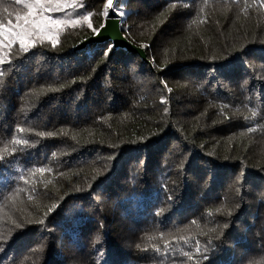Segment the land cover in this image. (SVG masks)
Returning <instances> with one entry per match:
<instances>
[{"label":"trees","instance_id":"16d2710c","mask_svg":"<svg viewBox=\"0 0 264 264\" xmlns=\"http://www.w3.org/2000/svg\"><path fill=\"white\" fill-rule=\"evenodd\" d=\"M112 8L147 60L74 50ZM30 10L60 23L0 48V264H264V0H0V21Z\"/></svg>","mask_w":264,"mask_h":264},{"label":"snow or ice","instance_id":"6c2138e0","mask_svg":"<svg viewBox=\"0 0 264 264\" xmlns=\"http://www.w3.org/2000/svg\"><path fill=\"white\" fill-rule=\"evenodd\" d=\"M17 3H20L21 0H16ZM39 0H37V4ZM107 4L109 7L112 6L113 0H107ZM29 9L33 7V5H26ZM60 10V9H58ZM5 12L8 11L7 8L4 9ZM90 15V14H89ZM89 15H81V20H87ZM105 17L108 16L107 11L104 13ZM16 24H12V21L9 20L8 24L5 25L3 21H0V48H10L11 44L17 40H19L20 47L23 51L28 50L27 40H33V38H39L40 34L45 30L51 31L53 25H57L60 23L58 19H53L51 16L41 19L39 16H33L32 11L30 10L25 17H21L19 15L16 16ZM105 25L104 27H106ZM96 35L100 34V30H95ZM110 51V49H109ZM107 54V53H106ZM6 55V54H4ZM4 55H0V64L5 63ZM24 143H27L25 141ZM2 159V158H0ZM40 172H43L44 169H39ZM227 227V225H225ZM187 255V253H185ZM191 259V257H189Z\"/></svg>","mask_w":264,"mask_h":264},{"label":"water","instance_id":"95a60500","mask_svg":"<svg viewBox=\"0 0 264 264\" xmlns=\"http://www.w3.org/2000/svg\"><path fill=\"white\" fill-rule=\"evenodd\" d=\"M122 17L112 11L104 21L100 30V34L95 33L80 42L74 50L85 48L90 43L104 42L111 40L116 48H126L130 51L139 53L144 59L147 60V53L144 48L131 42L123 33L121 28ZM107 25L106 27H104Z\"/></svg>","mask_w":264,"mask_h":264},{"label":"rangeland","instance_id":"374dc122","mask_svg":"<svg viewBox=\"0 0 264 264\" xmlns=\"http://www.w3.org/2000/svg\"><path fill=\"white\" fill-rule=\"evenodd\" d=\"M112 9L114 10V13L118 14L119 16H121L120 13H118L114 8H112ZM50 16L53 17L52 15H50Z\"/></svg>","mask_w":264,"mask_h":264}]
</instances>
